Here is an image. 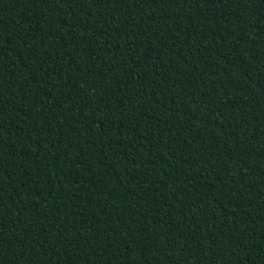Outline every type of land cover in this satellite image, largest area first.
<instances>
[{"label": "trees", "instance_id": "trees-1", "mask_svg": "<svg viewBox=\"0 0 264 264\" xmlns=\"http://www.w3.org/2000/svg\"><path fill=\"white\" fill-rule=\"evenodd\" d=\"M0 264H264V0H0Z\"/></svg>", "mask_w": 264, "mask_h": 264}]
</instances>
